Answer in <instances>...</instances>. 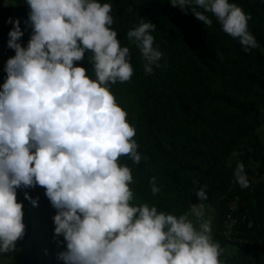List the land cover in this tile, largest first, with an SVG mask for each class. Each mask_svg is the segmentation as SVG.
Segmentation results:
<instances>
[{
  "label": "clouds",
  "instance_id": "9594fccd",
  "mask_svg": "<svg viewBox=\"0 0 264 264\" xmlns=\"http://www.w3.org/2000/svg\"><path fill=\"white\" fill-rule=\"evenodd\" d=\"M174 7L238 40L245 52L259 47L250 16L230 0H169ZM32 34L27 47L19 21L9 31L15 55L5 65L0 86V253L15 251L25 232L23 205L16 190L39 185L51 205L54 234L62 235L64 264H225V249L214 239L206 188L180 215L155 204H132L130 166L143 158L136 129L111 86L131 80L130 49L122 46L112 5L99 0H26ZM200 9V10H197ZM151 21L127 31L144 61V72L160 67ZM88 53L94 77L75 65ZM249 173L237 164L234 176L248 187ZM249 179V181H248ZM251 182V181H250ZM160 191L156 177L149 181ZM26 199H31L25 193ZM35 205L36 200H32Z\"/></svg>",
  "mask_w": 264,
  "mask_h": 264
},
{
  "label": "trees",
  "instance_id": "16d2710c",
  "mask_svg": "<svg viewBox=\"0 0 264 264\" xmlns=\"http://www.w3.org/2000/svg\"><path fill=\"white\" fill-rule=\"evenodd\" d=\"M22 2L21 12L0 3V36L6 52L0 48V86L7 76L5 60L15 55L8 46L9 31L19 21L27 47L32 34L28 21L29 6ZM112 5V27L122 46L130 49L134 74L126 83L111 86L119 105L135 127L138 164L128 157L119 163L130 166L134 192L132 204H155L161 211L180 215L197 203L195 191L206 185L207 202L214 211L212 234L220 244H232L237 252L224 255L225 264H264V137L259 116L264 110V0H230L250 16L248 26L259 47L245 52L238 40L224 33L213 19L212 27L203 25L191 12L174 7L169 0H99ZM200 10V9H197ZM143 19L156 29L154 46L163 53L160 67L152 74L144 72L139 50L126 33ZM2 47V46H1ZM75 65L84 67L94 77L88 53ZM255 176L248 187H240L234 176L237 164ZM254 164V168L250 165ZM156 177L160 191L153 195L149 181ZM25 193L31 199L25 198ZM22 211L33 215L23 221L25 232L6 253L8 264H38L23 246L39 238L43 264H64L58 258L66 250L62 235L54 234L51 205L45 189L21 187L16 190ZM36 200V204L32 203ZM235 202L245 220L234 226L247 242L228 241L223 223L229 205Z\"/></svg>",
  "mask_w": 264,
  "mask_h": 264
},
{
  "label": "rangeland",
  "instance_id": "374dc122",
  "mask_svg": "<svg viewBox=\"0 0 264 264\" xmlns=\"http://www.w3.org/2000/svg\"><path fill=\"white\" fill-rule=\"evenodd\" d=\"M0 3L3 6L13 8L17 12H21L22 8H23V3L22 2L17 3V2L12 1V0H0ZM0 48L3 49V53L6 52V48H5V46H3V43L1 41V39H0ZM6 62H7V60H5V65H6ZM259 119L262 120V121H261V123L259 124L258 127H259V130H260V134H262V137H264V110H263V113L259 116ZM250 165L252 167L254 166L253 163H250ZM204 203L206 205H208V215L211 216V218H212L211 219V230H212V226H213V222H214V211L209 206V204L207 202H204ZM32 217H33L32 214L31 215H27V214H25V212H23V221L31 220ZM220 245L225 249V255H231V254L237 252L236 247L234 245H232V244H229V243L226 244L225 243L223 245L222 244H220ZM23 246L29 251L30 254H32V256H30V257H35L37 259V261H38V264H43L44 259H43V253H42V243H41L39 238H34L31 243L26 238V239H24ZM221 259H223V258L221 257ZM0 264H8V259L6 257V253H0Z\"/></svg>",
  "mask_w": 264,
  "mask_h": 264
},
{
  "label": "built area",
  "instance_id": "2783aa9c",
  "mask_svg": "<svg viewBox=\"0 0 264 264\" xmlns=\"http://www.w3.org/2000/svg\"><path fill=\"white\" fill-rule=\"evenodd\" d=\"M1 39V36H0ZM2 41V39H1ZM248 177L250 178V181H253L255 179L254 175L249 174ZM237 208V205L235 202H232L229 205V211L226 215V219L223 223V235L228 241H233V242H240L243 241L244 243L247 242V239H243L240 236L237 235V230H235L234 226L239 222L240 220L243 221L245 220L246 216L245 213L238 214L235 212ZM56 214V212H52V221H53V216ZM54 223V222H53Z\"/></svg>",
  "mask_w": 264,
  "mask_h": 264
}]
</instances>
